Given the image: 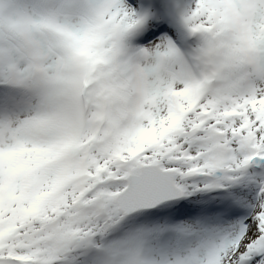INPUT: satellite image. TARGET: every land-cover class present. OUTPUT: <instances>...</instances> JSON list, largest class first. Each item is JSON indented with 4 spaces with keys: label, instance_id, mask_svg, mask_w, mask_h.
I'll return each instance as SVG.
<instances>
[{
    "label": "snow or ice",
    "instance_id": "obj_1",
    "mask_svg": "<svg viewBox=\"0 0 264 264\" xmlns=\"http://www.w3.org/2000/svg\"><path fill=\"white\" fill-rule=\"evenodd\" d=\"M0 264H264V0H0Z\"/></svg>",
    "mask_w": 264,
    "mask_h": 264
}]
</instances>
